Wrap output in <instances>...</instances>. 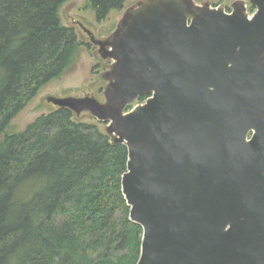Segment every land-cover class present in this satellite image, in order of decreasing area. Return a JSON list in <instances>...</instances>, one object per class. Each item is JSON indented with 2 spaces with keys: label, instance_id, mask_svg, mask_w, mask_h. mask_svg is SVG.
Returning a JSON list of instances; mask_svg holds the SVG:
<instances>
[{
  "label": "water",
  "instance_id": "obj_1",
  "mask_svg": "<svg viewBox=\"0 0 264 264\" xmlns=\"http://www.w3.org/2000/svg\"><path fill=\"white\" fill-rule=\"evenodd\" d=\"M73 25L105 86L45 101L126 147L136 264H264V0H140L101 39Z\"/></svg>",
  "mask_w": 264,
  "mask_h": 264
},
{
  "label": "trees",
  "instance_id": "obj_2",
  "mask_svg": "<svg viewBox=\"0 0 264 264\" xmlns=\"http://www.w3.org/2000/svg\"><path fill=\"white\" fill-rule=\"evenodd\" d=\"M69 1L0 0V264H136L140 256L142 230L121 190L124 145L62 108L8 131L82 46L61 24ZM127 1L86 3L101 23Z\"/></svg>",
  "mask_w": 264,
  "mask_h": 264
},
{
  "label": "rangeland",
  "instance_id": "obj_3",
  "mask_svg": "<svg viewBox=\"0 0 264 264\" xmlns=\"http://www.w3.org/2000/svg\"><path fill=\"white\" fill-rule=\"evenodd\" d=\"M138 1L140 0H128L123 10L111 11L101 23H97L95 13L91 8H88L86 0H70L65 3L60 9L61 24L74 29L78 43H82V46L78 47L71 68L64 75L41 88L35 98L12 120L8 131L13 133L22 131L42 114H48L54 110L45 101L48 96L60 97L73 93L81 95V91H93L97 96H100L105 86V83L101 80V75L109 68L110 63H104L98 59L96 48L89 45L87 36L73 23L80 22L85 28L91 30L97 38H106L115 30L123 11L134 6ZM193 1L196 4L208 3L211 7L221 6L226 12H230L231 4L238 0H223L221 3L219 0ZM241 1H244L248 6V0ZM248 11L249 14L252 13L250 7ZM136 104L140 103L136 102L134 105ZM80 120L84 123L97 125L105 133L106 123L98 122L88 116H82Z\"/></svg>",
  "mask_w": 264,
  "mask_h": 264
},
{
  "label": "flooded vegetation",
  "instance_id": "obj_4",
  "mask_svg": "<svg viewBox=\"0 0 264 264\" xmlns=\"http://www.w3.org/2000/svg\"><path fill=\"white\" fill-rule=\"evenodd\" d=\"M253 135V132H249L248 135H247V141L250 140L251 136Z\"/></svg>",
  "mask_w": 264,
  "mask_h": 264
}]
</instances>
